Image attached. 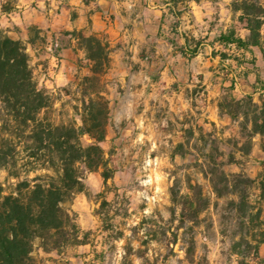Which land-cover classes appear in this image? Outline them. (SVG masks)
Instances as JSON below:
<instances>
[{
	"label": "rangeland",
	"instance_id": "rangeland-1",
	"mask_svg": "<svg viewBox=\"0 0 264 264\" xmlns=\"http://www.w3.org/2000/svg\"><path fill=\"white\" fill-rule=\"evenodd\" d=\"M227 1L231 6L233 0ZM0 28L27 44L34 80L52 95L53 102L42 111V117L57 125L78 127L84 126L87 117L92 125V109L100 106V96L109 102V112L106 118L102 116L107 136L100 144L111 158L113 175L105 184L101 171L81 165L85 188L62 203L74 215L83 243L46 251L36 238L30 254L32 264H239L242 256L236 251L254 255L246 242L264 238L262 96H246L250 103L238 105L236 98L225 94L220 102L224 114L218 120L192 114L169 121L161 111L157 116L168 122L159 129L146 128L143 115L138 120L136 107L131 113L116 110L125 84L115 75H106L112 68L109 41L74 31L76 43L92 60L91 66L85 63L91 73L80 74V67L77 72L71 68V80L64 81L48 69L44 51L49 42L51 52L58 55L60 36L38 26H10V31ZM57 68L53 65V71ZM148 115L153 118L152 109ZM13 126L0 102V134L12 133ZM81 141L88 145L93 139L83 133ZM29 144L23 140L18 146L22 153L16 169L21 179L55 175L40 164L22 167L28 161L23 150ZM26 168L30 170L25 172ZM223 171L244 176L225 180ZM249 178L253 182L245 183ZM17 182L8 168H0L4 194ZM258 250L264 257V242Z\"/></svg>",
	"mask_w": 264,
	"mask_h": 264
},
{
	"label": "crops",
	"instance_id": "crops-1",
	"mask_svg": "<svg viewBox=\"0 0 264 264\" xmlns=\"http://www.w3.org/2000/svg\"><path fill=\"white\" fill-rule=\"evenodd\" d=\"M185 1L15 0L9 6L0 0V27L38 26L60 36L58 55L49 42L44 51L48 69L64 81L71 80V68L91 73L85 63L91 66L92 60L76 43L74 31L109 41L112 68L106 75L125 84L116 110L131 113L136 107L146 128L168 122L157 116L161 111L169 121L192 114L218 120L227 93L236 99L264 98V42L244 48L222 39L231 30L243 39L250 35L229 1Z\"/></svg>",
	"mask_w": 264,
	"mask_h": 264
},
{
	"label": "trees",
	"instance_id": "trees-1",
	"mask_svg": "<svg viewBox=\"0 0 264 264\" xmlns=\"http://www.w3.org/2000/svg\"><path fill=\"white\" fill-rule=\"evenodd\" d=\"M231 8L235 13L240 12L239 21L250 30V35L243 39L231 30L222 35V39L244 48L260 46L264 41V0H233ZM29 42L33 43L31 39ZM100 99V106L92 109V125L88 124L87 117L83 127L57 125L47 116L42 117V111L53 102L52 95L40 89L34 80L27 44L0 28V102L14 122L12 133L0 134V168H8L9 175L18 178L8 193L4 194L0 186V264H32L30 254L36 238L46 251H61L66 245L83 243L74 215L62 203L84 190L81 165L89 171H101L105 184L113 175L111 158L100 144L107 136V123L102 116L106 118L109 102L102 96ZM233 100L241 105L246 101L250 103L251 98ZM83 133L93 139L90 144L82 143ZM23 140L31 144L23 150L27 151L28 161L22 167L40 164L54 170L55 175L45 173L21 179L16 168L22 153L18 146ZM29 170L26 168L25 172ZM222 175L225 180L230 176L235 179L244 176L225 171ZM244 182L248 184L253 180L249 178ZM262 186L264 188V184ZM107 191L101 194L104 196ZM103 203L109 204L106 200ZM263 242L264 238L246 242L254 249L253 256L236 251L242 256L239 264H264L258 250Z\"/></svg>",
	"mask_w": 264,
	"mask_h": 264
}]
</instances>
